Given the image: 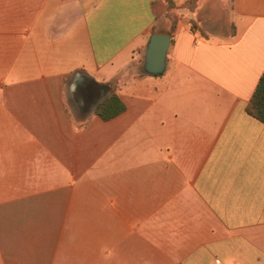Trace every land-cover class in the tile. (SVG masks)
<instances>
[{
  "label": "crops",
  "instance_id": "0c3cea01",
  "mask_svg": "<svg viewBox=\"0 0 264 264\" xmlns=\"http://www.w3.org/2000/svg\"><path fill=\"white\" fill-rule=\"evenodd\" d=\"M189 1L0 0V264H264V0Z\"/></svg>",
  "mask_w": 264,
  "mask_h": 264
},
{
  "label": "water",
  "instance_id": "95a60500",
  "mask_svg": "<svg viewBox=\"0 0 264 264\" xmlns=\"http://www.w3.org/2000/svg\"><path fill=\"white\" fill-rule=\"evenodd\" d=\"M171 41L172 35L170 34L155 32L150 36L149 43L145 50L144 59V71L146 73L151 75H160L165 71L167 65V53L171 47ZM87 79L88 78L82 74H77L73 77L69 85V92L76 101L78 100L77 92L79 84H81L83 80ZM100 102L101 100L91 103L89 110L94 109Z\"/></svg>",
  "mask_w": 264,
  "mask_h": 264
},
{
  "label": "trees",
  "instance_id": "16d2710c",
  "mask_svg": "<svg viewBox=\"0 0 264 264\" xmlns=\"http://www.w3.org/2000/svg\"><path fill=\"white\" fill-rule=\"evenodd\" d=\"M197 1L198 0H190L185 4V7L193 10L196 8ZM172 8L173 4L169 2L167 12L168 17H171L170 11ZM124 109L125 106L120 98L116 94H112L105 101L97 105L95 112L103 120H110L121 114ZM247 112L250 116L264 123V72L248 105Z\"/></svg>",
  "mask_w": 264,
  "mask_h": 264
},
{
  "label": "rangeland",
  "instance_id": "374dc122",
  "mask_svg": "<svg viewBox=\"0 0 264 264\" xmlns=\"http://www.w3.org/2000/svg\"><path fill=\"white\" fill-rule=\"evenodd\" d=\"M66 209V207L64 208ZM48 222L42 224H26V230L20 234H91L89 230L90 224L88 222H66L70 217L63 216L64 221L51 222V216H44Z\"/></svg>",
  "mask_w": 264,
  "mask_h": 264
},
{
  "label": "flooded vegetation",
  "instance_id": "af4514ba",
  "mask_svg": "<svg viewBox=\"0 0 264 264\" xmlns=\"http://www.w3.org/2000/svg\"><path fill=\"white\" fill-rule=\"evenodd\" d=\"M92 99V96L91 95H87V96H84V100L82 101V108L85 110L87 106H89L90 104V101Z\"/></svg>",
  "mask_w": 264,
  "mask_h": 264
}]
</instances>
